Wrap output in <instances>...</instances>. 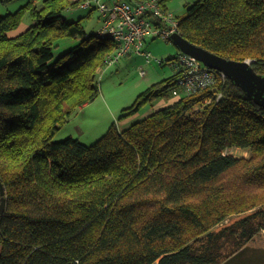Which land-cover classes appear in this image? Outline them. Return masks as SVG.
<instances>
[{"label": "trees", "instance_id": "16d2710c", "mask_svg": "<svg viewBox=\"0 0 264 264\" xmlns=\"http://www.w3.org/2000/svg\"><path fill=\"white\" fill-rule=\"evenodd\" d=\"M84 1L31 0L0 14V264H218L227 236L231 261L264 231V107L225 78L126 129L113 124L93 145L56 140L100 94L98 71L118 46L100 35V14L95 32L84 17L67 20ZM178 20L191 43L264 75V0H198ZM174 68L124 115L173 96Z\"/></svg>", "mask_w": 264, "mask_h": 264}, {"label": "rangeland", "instance_id": "374dc122", "mask_svg": "<svg viewBox=\"0 0 264 264\" xmlns=\"http://www.w3.org/2000/svg\"><path fill=\"white\" fill-rule=\"evenodd\" d=\"M31 0H0V14L13 13L18 9L25 7ZM102 2L116 1H136V0H101ZM163 4L172 12L175 17L181 18L187 14L188 8L198 0H163ZM43 0H35L37 6L42 5ZM91 12V15L88 14ZM99 10L95 6L86 9L81 6L66 12L68 21H75L84 17V25L86 30L95 32L100 28ZM32 19L27 14L24 18V25H28ZM15 33L11 34L14 35ZM146 47L153 54L152 63H146L145 58L132 54L124 56L116 64L103 66L97 74V83L100 94L91 102L78 107L56 135V140H63L73 136L78 138L86 145H93L98 139L106 134L109 127L116 124L121 130L130 127L132 124L144 119L160 107L171 103L175 97L160 98L152 103L144 105L135 115H124V109L133 105L140 94L149 88L163 82L171 77L175 71L174 64L169 62V58L173 60L180 54V48L171 40L157 38L148 40ZM62 48H65L63 46ZM57 52H60L57 50ZM155 58H163L167 60L164 65L158 64ZM172 60V61H173ZM144 66L146 75L141 76L139 67ZM203 108V103H199ZM225 153L231 154L237 158H251L250 150L239 147L228 148ZM240 168V167H238ZM230 177V176H229ZM231 178V177H230ZM260 206H256L251 210H247L238 214H233L226 218L221 224L216 225L213 230L218 232L222 227L234 224L244 216L252 214ZM157 210L156 206L155 209ZM207 238V233L202 234ZM232 237L227 236L223 240L222 249L231 248ZM222 250V261L218 264H264V231L254 236L251 241L239 250L238 256L232 258L231 261L225 260V252Z\"/></svg>", "mask_w": 264, "mask_h": 264}, {"label": "built area", "instance_id": "2783aa9c", "mask_svg": "<svg viewBox=\"0 0 264 264\" xmlns=\"http://www.w3.org/2000/svg\"><path fill=\"white\" fill-rule=\"evenodd\" d=\"M96 5L102 20L100 35L118 43L115 51L108 56L107 65L116 64L124 56L137 54L145 58L146 63H152L153 54L146 47L148 40L161 38L173 41V35L180 34L179 20L161 0H136L102 2L101 0H85L81 7L90 8ZM158 64H165L167 60L155 58ZM173 60V59H172ZM171 62L177 68L176 88L173 96L180 98L207 89H214L216 84L227 78L218 70L209 68L196 57L180 51ZM169 61V60H168ZM146 69L139 67L141 76L146 75ZM221 93L217 95V99ZM211 99L203 105L211 103ZM200 107L197 105L195 110Z\"/></svg>", "mask_w": 264, "mask_h": 264}, {"label": "water", "instance_id": "95a60500", "mask_svg": "<svg viewBox=\"0 0 264 264\" xmlns=\"http://www.w3.org/2000/svg\"><path fill=\"white\" fill-rule=\"evenodd\" d=\"M173 41L178 45L180 51L196 57L209 68L223 72L258 105L264 107V75L257 73L249 60L238 61L220 56L191 43L178 33L173 35ZM0 190L2 195L0 214H2L6 208V197L1 178Z\"/></svg>", "mask_w": 264, "mask_h": 264}, {"label": "crops", "instance_id": "0c3cea01", "mask_svg": "<svg viewBox=\"0 0 264 264\" xmlns=\"http://www.w3.org/2000/svg\"><path fill=\"white\" fill-rule=\"evenodd\" d=\"M25 27L24 28H20V30L19 31H24L27 27H28V25H24ZM71 41H73V40H71ZM65 42H67V41H65ZM74 42V41H73Z\"/></svg>", "mask_w": 264, "mask_h": 264}]
</instances>
